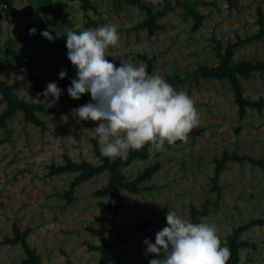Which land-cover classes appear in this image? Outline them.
Listing matches in <instances>:
<instances>
[{
    "label": "rangeland",
    "instance_id": "rangeland-1",
    "mask_svg": "<svg viewBox=\"0 0 264 264\" xmlns=\"http://www.w3.org/2000/svg\"><path fill=\"white\" fill-rule=\"evenodd\" d=\"M106 24L119 33L106 59L143 62L192 98L186 141L110 159L96 123L74 116L90 95L67 94L66 34ZM224 64L244 70L208 76ZM0 86V242L23 239L38 261L19 240L0 244V264H148L169 209L235 237L236 264H264V0H0ZM7 87L44 111H11ZM72 164L100 170L86 180Z\"/></svg>",
    "mask_w": 264,
    "mask_h": 264
},
{
    "label": "clouds",
    "instance_id": "clouds-1",
    "mask_svg": "<svg viewBox=\"0 0 264 264\" xmlns=\"http://www.w3.org/2000/svg\"><path fill=\"white\" fill-rule=\"evenodd\" d=\"M35 34L36 29L29 30ZM41 35L52 41L51 31ZM57 35V34H56ZM119 41L117 26L106 24L66 34L67 58L76 69V78L67 88L68 96L90 100L73 109L78 121L96 123L93 131L104 157L126 160L130 150L146 145L160 149L188 139L199 124L192 98L177 91L158 74H148L147 65L106 59V49ZM67 76L65 70L59 79ZM63 90L49 82L42 95L59 100ZM166 226L155 234L154 243L144 240L146 252L158 256L148 264H227L231 249L221 242L217 228L207 222H192L169 209ZM51 227V225H49Z\"/></svg>",
    "mask_w": 264,
    "mask_h": 264
},
{
    "label": "trees",
    "instance_id": "trees-1",
    "mask_svg": "<svg viewBox=\"0 0 264 264\" xmlns=\"http://www.w3.org/2000/svg\"><path fill=\"white\" fill-rule=\"evenodd\" d=\"M144 5V4H142ZM145 6V5H144ZM149 10H152L149 8ZM157 14H162V11H158ZM223 68H219L217 71H213V72H209L208 76H216V77H220V76H224V75H228L229 77H233L236 76L237 73H242L244 70V67L240 68L239 66H235L233 68H229V65L224 64ZM250 69H258L257 67H251ZM250 69H246V72H248ZM1 87V86H0ZM4 95H5V99L8 103V107L9 109H11V111L16 112L17 110H21L22 112H24L29 119L31 120H35V112H42L44 111L43 106L40 105H35V104H28L25 103L23 101H21L17 94L7 88H4ZM70 110V106L67 107H61L59 109H57L58 113H66L67 111ZM100 169L99 168H95V167H91L88 165H76V164H72L70 167V171H75V172H82V179H89L92 178L94 176V174L96 172H98ZM128 185H125V187H127ZM19 240H23V239H18L16 241H12V240H6L5 242L0 244H14L15 242H18ZM25 250L27 251V253L29 254V256L32 258L29 262L30 263H38L37 259L34 258V255L31 251V249L29 248L28 245H26L25 241H22ZM228 246L231 249V255L227 261V264H236L238 262V247L239 245L237 244V240L235 237L230 238V240L228 241Z\"/></svg>",
    "mask_w": 264,
    "mask_h": 264
}]
</instances>
